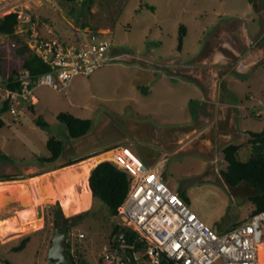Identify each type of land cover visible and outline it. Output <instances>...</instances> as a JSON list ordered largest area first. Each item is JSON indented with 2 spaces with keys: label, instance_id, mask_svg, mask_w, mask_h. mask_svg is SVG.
<instances>
[{
  "label": "rangeland",
  "instance_id": "obj_1",
  "mask_svg": "<svg viewBox=\"0 0 264 264\" xmlns=\"http://www.w3.org/2000/svg\"><path fill=\"white\" fill-rule=\"evenodd\" d=\"M0 1V14L9 13L14 4ZM92 1L89 8L86 0H18L67 43L77 41L82 29H109L113 40L109 55L114 59L89 76H76L64 91L36 86L33 94L38 101L34 110L30 105L17 119L1 115L4 126L0 127V148L13 161L0 163V178H22L38 171V160L50 155L47 141L52 136L64 143L59 159L62 162L128 147L147 168L158 167L163 183L216 232L229 231L245 222L255 209L250 200L254 190L245 183L230 187L225 182L221 176L226 167L223 150L230 144L240 145V157L247 160L252 153L250 133L264 131V57L256 49L255 69L233 70L225 77L223 97L232 106L233 123L225 118L228 110L222 105L214 126L194 137V128L212 124L213 113L204 111L198 117V109L205 110L208 104L205 96L185 81L201 84L169 67L201 65L203 59L209 67L220 53L236 57L225 41L227 34L233 27L240 31V24L245 23L251 38L259 37L264 30L262 14L250 0ZM258 3L264 4V0ZM237 39L241 51H248V45L238 36ZM22 63L16 49L0 48V91L12 70L21 69ZM203 75L210 76V71L203 70ZM61 113L91 119L90 132L79 139L71 138L66 124L58 119ZM39 116L48 123L47 127L37 125L35 119ZM177 131L188 133L183 142L178 141L182 136ZM167 135L174 140L169 147L156 142ZM29 178L17 179L21 183L10 185L11 189L20 187L26 194L8 192L4 197L7 202L0 208V235L7 226L2 222L18 220L32 207L43 219L40 229L45 228L0 238V264H51L48 255L54 226L47 207L59 202L65 217L86 211L68 216L61 199L33 205L35 191ZM54 190L60 196H70L83 193L84 187L80 183H63L55 184ZM2 201L0 198V205ZM115 224L122 225L119 216L109 217L105 204L95 202L93 212L74 226L68 237L76 260L105 264L102 254L110 246ZM80 233L85 236L80 238ZM26 236H30L26 247L15 251L13 247Z\"/></svg>",
  "mask_w": 264,
  "mask_h": 264
},
{
  "label": "built area",
  "instance_id": "obj_2",
  "mask_svg": "<svg viewBox=\"0 0 264 264\" xmlns=\"http://www.w3.org/2000/svg\"><path fill=\"white\" fill-rule=\"evenodd\" d=\"M10 12L18 13L16 33L27 34L29 48L49 67L35 80L27 70H21L18 89L1 87L0 102L7 105L6 114L16 119L38 101L33 94L36 86L64 91L76 76H89L114 59L109 55L113 45L109 29L85 28L78 32L77 41L67 43L51 26L41 23L31 8L16 5ZM3 46L16 49L17 43L10 35L0 33V48ZM107 152H113L108 161L127 173L131 182L117 216L146 247L136 250L134 244L120 237L117 249L105 247V264H264L260 256L264 210L251 214L229 231L216 232L130 148L117 147ZM84 236L79 234L80 238Z\"/></svg>",
  "mask_w": 264,
  "mask_h": 264
},
{
  "label": "trees",
  "instance_id": "obj_3",
  "mask_svg": "<svg viewBox=\"0 0 264 264\" xmlns=\"http://www.w3.org/2000/svg\"><path fill=\"white\" fill-rule=\"evenodd\" d=\"M92 0H86V5L90 8ZM251 3L258 8V0H250ZM39 21L42 23L44 21ZM18 25V13L10 12L4 16H0V33L8 34L11 39L17 43L16 52L22 56L23 63L21 69H13L11 74L5 81V88L18 89L22 82L21 70H27L29 77L35 80L40 75L49 71V67L44 64L41 59L31 51L27 44V34H17L16 28ZM180 38L178 45L179 50L182 49L183 35ZM34 110V105H31ZM7 111L5 103L0 106V127L4 126L1 115ZM60 122L66 124L69 136L74 139H79L86 136L92 126L93 121L89 118H80L72 114L61 113L58 116ZM37 125L47 127L48 123L40 116L35 119ZM249 143L251 144V156L244 160L240 157V145L230 144L223 150L226 167L221 170V176L230 187H237L242 183L249 185L254 194L250 197L255 209L252 214L264 210V131L257 133H250ZM47 148L50 152L48 157H43L38 160L39 170L32 175L17 178L15 176H5L0 178V181H10L17 179H25L35 177L53 170H57L66 166H70L104 152L80 156L70 159L68 161H60V157L64 151V143L62 140L52 136L47 141ZM3 161H13L12 158L0 148V163ZM89 185L92 190L94 204L93 206L71 217H65L59 202L55 205L47 207L48 213L52 216L51 222L55 228L57 226H64L71 232L72 228L78 225L88 214L93 212L95 202L101 201L108 209L109 217L118 215L120 206L124 203L131 186L130 178L124 171L120 170L116 165L110 161H103L94 167L89 176ZM94 214V213H93ZM96 216V214H94ZM45 228V227H44ZM43 228V229H44ZM41 229V230H43ZM112 241L110 242L111 249H117L121 244V238L127 244H134L136 250H143L146 247L145 242L139 241L137 234L130 228L121 224L113 226ZM30 240V236L22 238L19 245L14 246L15 251L22 250L26 247ZM68 251L72 254L76 264H87L86 261L78 259L71 252L72 245L68 242ZM12 264V263H8Z\"/></svg>",
  "mask_w": 264,
  "mask_h": 264
},
{
  "label": "crops",
  "instance_id": "obj_4",
  "mask_svg": "<svg viewBox=\"0 0 264 264\" xmlns=\"http://www.w3.org/2000/svg\"><path fill=\"white\" fill-rule=\"evenodd\" d=\"M17 2H18V0L14 1V2L7 1L6 5L14 4V6L12 7V10L14 9V7L16 5H21L24 8H28V7H25V2H22V3H19V2L17 3ZM250 4L252 5V3H250ZM257 9L259 10L260 14H262V20L264 21V4L258 3ZM12 10H10V11H12ZM0 15H5V14H0ZM42 23H45V22H42ZM240 29L241 30L239 31V29H236L233 27L231 33L227 34L226 39H225L228 46L234 52H236L237 56L234 57L230 54L226 55V54L220 53L218 55V57L216 58V60L213 62L215 64L210 65L211 68L213 67L215 70L218 71V73L216 74L215 77L204 76V75L201 76L203 70L208 71V68H209L206 65L207 64L206 59H203V60H201V62H199V63H202L201 65H197V64L193 63V64H182V65H180L179 68H177L175 66L169 67L170 69H173V71H178L180 73H183L184 75H188V76L194 78L196 81H198L201 84L199 86L196 82L185 81V84L192 86L198 92H201L205 96L206 103L208 104V106L206 107L205 110L198 109V111H197L198 117L200 118L207 111L209 113L210 112L213 113L214 119L212 120V124L210 123V124L203 126V127H200V128H194V130H192V132H191V134H193V137L207 133L214 126V124L218 120L219 109L221 108L222 105L227 107L226 110H228L225 113L226 114L225 118L227 119V121L230 122V124L233 123L232 106L223 97V90L225 87V77H226L228 72L233 71V70H238V71H242V72H247V71L250 72L251 70L255 69L258 60H256L255 57H253V54H255L256 49L258 50V55H262L264 57V30H263V33L259 37L252 39L250 36V33L248 31L247 25L245 23L240 24ZM263 29H264V23H263ZM237 36L239 37V39L242 42H245L246 45H248V48H249L248 51H241V48H240L241 44H240V41L237 39ZM227 62L229 63L230 68H228L223 73H220V72H222L223 69L220 68L218 65L223 64V63H227ZM206 77H208V78H206ZM176 134L182 136V138H180L178 140L179 142H183L185 136H188V133H186V132L177 131ZM156 142L165 146V147H169L170 145L173 144L174 140H172V138L167 135V137L165 136L162 139L158 138L156 140ZM105 153L106 152H104L102 154H105ZM102 154H99V155H102ZM99 155H97V156H99ZM78 157H80V156H78ZM94 157H96V156H94ZM75 158H77V157H75ZM84 161H86V160H84ZM79 163H81V162H79ZM79 163H76V164H73L70 166H66V167H63V168H60L57 170H53V171L47 172V173L52 174L51 179H53L52 182L54 184L55 182H57L56 178L61 176L60 174H62V172H64L61 169L66 170L72 166L76 167L79 165ZM158 163H159V166H162L163 160H160ZM152 169H154L156 172H158V170H159L158 167H153ZM54 171L57 173L55 174ZM44 174H46V173H44ZM41 175H43V174H41ZM38 176H40V175H38ZM89 176H90V174H89ZM65 183L68 186H72V184H73L72 182H65ZM88 187H89L90 191H92L89 183H88ZM57 200H60V198H58ZM92 201H93L92 202V206H93L94 198ZM61 204H62V201H61Z\"/></svg>",
  "mask_w": 264,
  "mask_h": 264
},
{
  "label": "bare ground",
  "instance_id": "obj_5",
  "mask_svg": "<svg viewBox=\"0 0 264 264\" xmlns=\"http://www.w3.org/2000/svg\"><path fill=\"white\" fill-rule=\"evenodd\" d=\"M112 155L113 152H107L105 154L92 157L86 161H82L76 167L72 166L66 170L61 169L64 172L60 174L61 176L56 178L57 182H55L54 184L52 182L53 179H51L52 174L49 173L29 178L28 181L31 182V186L34 189L33 191H35V198L33 199V205L43 204L47 202H54L55 200L60 198L62 201L64 212L68 216L89 209L92 206V202H93L92 191H90L88 187L89 174L91 173V170L98 163H100L104 159H109ZM54 173L56 174L57 172L54 171ZM18 180L0 181V198L3 199L0 208L6 205L7 200L4 199V197L7 196L8 192H10L11 194H15L18 192L24 195L26 194V191H22L23 189H19L20 187L16 186L15 188L12 189L10 188V185H17L21 183ZM65 182L82 184L84 187L83 193H73V195L70 196L58 195L57 192H55L54 190V185L58 184L59 186V184H63ZM34 208L32 207L30 210L22 212L18 220H14V221L7 220V222H2V224L6 223L7 226H4L2 228L3 230L0 235V238L1 239L7 238V236L13 233L26 234L33 232L37 229H40L43 226L44 222L42 218L37 217V213ZM260 256L262 259H264L263 243L260 244Z\"/></svg>",
  "mask_w": 264,
  "mask_h": 264
},
{
  "label": "water",
  "instance_id": "obj_6",
  "mask_svg": "<svg viewBox=\"0 0 264 264\" xmlns=\"http://www.w3.org/2000/svg\"><path fill=\"white\" fill-rule=\"evenodd\" d=\"M68 228L60 225L55 228L48 259L51 264H76L72 254L68 251ZM164 259V256L162 257Z\"/></svg>",
  "mask_w": 264,
  "mask_h": 264
},
{
  "label": "flooded vegetation",
  "instance_id": "obj_7",
  "mask_svg": "<svg viewBox=\"0 0 264 264\" xmlns=\"http://www.w3.org/2000/svg\"><path fill=\"white\" fill-rule=\"evenodd\" d=\"M231 49V48H230ZM232 50V49H231ZM223 65H228V67H230V65H229V63L227 62V63H223ZM223 70H222V72H220V73H223L224 71H226L228 68H222ZM210 71V76L211 77H215L216 76V74L218 73V71L217 70H215L213 67L211 68L210 66H209V68H208V72Z\"/></svg>",
  "mask_w": 264,
  "mask_h": 264
}]
</instances>
